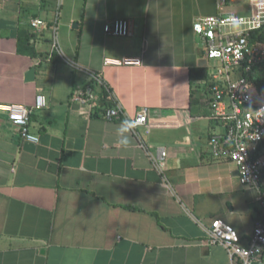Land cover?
<instances>
[{"label":"crops","instance_id":"crops-1","mask_svg":"<svg viewBox=\"0 0 264 264\" xmlns=\"http://www.w3.org/2000/svg\"><path fill=\"white\" fill-rule=\"evenodd\" d=\"M56 4L0 0V103L27 106L39 138L23 140L0 112V264H232L202 225L223 220L247 242L262 208L237 167L211 156L210 137L222 128L211 118L212 67L194 23L218 16L217 0H63L58 20ZM121 19L133 36L104 32ZM25 31L29 52L19 49ZM106 58L142 63L106 66ZM204 69L207 79L192 77ZM89 74L129 117L148 108L141 132L155 156L167 152L171 187L131 130L127 147L118 143L126 121L104 118L103 87ZM80 90L99 100L74 102Z\"/></svg>","mask_w":264,"mask_h":264},{"label":"built area","instance_id":"built-area-1","mask_svg":"<svg viewBox=\"0 0 264 264\" xmlns=\"http://www.w3.org/2000/svg\"><path fill=\"white\" fill-rule=\"evenodd\" d=\"M229 1L217 0L219 15L199 17L194 23L195 32L205 40L209 66L212 67L209 80L211 118L222 128L211 135L210 150L214 159L229 161L237 167L244 187L257 191L262 216L255 220L246 246L240 234L223 220H214L210 226H202L209 244L224 247L232 264H264V94L259 92L253 76L255 67L264 63V41L253 42V32L264 29V10L250 0L251 15L226 13L225 5ZM56 3L58 20L63 0H56ZM44 25L42 19L31 21L35 29H41ZM103 30L114 37L133 36L131 22L126 19L107 22ZM54 48L62 55L57 35L54 37ZM104 63L106 66H137L142 62L139 58H106ZM89 75L96 85L103 87L112 103L105 109L104 118L110 121L124 120L135 125L131 131L154 168L162 175L165 185L171 187L164 173L167 152L163 150L161 155L155 156L141 132L148 124V108L142 109L135 117H129L118 96L103 78L98 74ZM96 99L99 100V95L96 97L81 90L73 97L74 102L85 106H92ZM45 106V96L38 95L36 107ZM0 112L7 114L10 121L20 128L23 140L39 141L38 136L29 131L31 111L27 106L0 103Z\"/></svg>","mask_w":264,"mask_h":264},{"label":"trees","instance_id":"trees-1","mask_svg":"<svg viewBox=\"0 0 264 264\" xmlns=\"http://www.w3.org/2000/svg\"><path fill=\"white\" fill-rule=\"evenodd\" d=\"M253 39L255 43H259L264 41V29L262 31H255L253 32ZM30 33L29 31H25L23 32L20 37H19V49L22 52H29L30 51ZM31 54L33 56H37L36 52L33 50L31 52ZM253 76L256 78V83L258 85V90L261 94H264V63L262 65L256 66L254 69V73ZM192 77H201L203 79H207L208 78V72L206 69H204V71L202 72V74H198L196 73V71H192ZM102 97L105 101V103L107 104V107L112 106V103L109 101L108 99V95L104 92V90H102ZM106 107V108H107ZM263 147H264V143H263ZM262 216V215H261ZM260 216V217H261Z\"/></svg>","mask_w":264,"mask_h":264},{"label":"clouds","instance_id":"clouds-1","mask_svg":"<svg viewBox=\"0 0 264 264\" xmlns=\"http://www.w3.org/2000/svg\"><path fill=\"white\" fill-rule=\"evenodd\" d=\"M254 4L264 10V0H253ZM135 125L127 122H123L121 126H119L116 130L117 136L119 137L118 143L124 147H127L129 144V138L127 133L133 128Z\"/></svg>","mask_w":264,"mask_h":264},{"label":"rangeland","instance_id":"rangeland-1","mask_svg":"<svg viewBox=\"0 0 264 264\" xmlns=\"http://www.w3.org/2000/svg\"><path fill=\"white\" fill-rule=\"evenodd\" d=\"M232 3L233 6H229V9L227 8L228 5ZM226 13H236V14H242V15H251L253 12L251 5H250V0H230L228 4L225 5ZM240 7L242 10H240ZM218 8V7H217ZM243 244L246 246L247 242H243Z\"/></svg>","mask_w":264,"mask_h":264},{"label":"water","instance_id":"water-1","mask_svg":"<svg viewBox=\"0 0 264 264\" xmlns=\"http://www.w3.org/2000/svg\"><path fill=\"white\" fill-rule=\"evenodd\" d=\"M256 264H261V263H256Z\"/></svg>","mask_w":264,"mask_h":264}]
</instances>
